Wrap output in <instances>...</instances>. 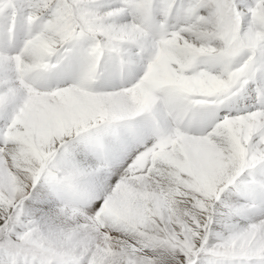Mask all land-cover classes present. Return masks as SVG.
Wrapping results in <instances>:
<instances>
[{
	"label": "rangeland",
	"instance_id": "obj_1",
	"mask_svg": "<svg viewBox=\"0 0 264 264\" xmlns=\"http://www.w3.org/2000/svg\"><path fill=\"white\" fill-rule=\"evenodd\" d=\"M34 1L36 6L42 4V0H34ZM70 1L75 3L77 13L82 23L87 28L91 29L92 31L100 35L105 43H112L114 41H121L127 43V41L131 42V40L136 41L137 35L143 37L149 36L147 34L145 35V33H143L141 29H139L137 25L138 22L135 21L133 22L128 18V14L126 10L123 8L122 0H70ZM203 1L206 5L209 6V9L214 13L216 17L213 20L214 15L206 9L204 10V13L202 15L203 17L202 21L208 25L211 24V21L213 20V24L210 27L211 28L213 27V29L216 32L224 33L223 30L224 28L220 27V25L222 23V18H227V15L229 18V22L234 27H237V25H239L238 24L239 22H234L230 17L229 0H203ZM17 2L21 7L20 11L24 15V22H25L26 16L28 15L25 12V9L22 7L24 4V0H17ZM233 2L234 4H236L234 0ZM244 2L246 3L241 4V2H239L238 0V3L240 4L241 13L243 16L245 15L244 14L245 12L243 11V8L245 7L253 8L255 12L253 15L250 14L248 24H246L244 17L241 19L240 33L241 35L245 36L246 40L249 41V44H252L253 46L259 49L260 51L259 58L261 61L260 68L261 70H263L264 46L261 44L259 34H262L260 26H264V0H244ZM161 3L162 1L158 2L159 7H161L160 5ZM183 11H185V8L183 9ZM0 20L6 22V19L3 16L0 17ZM110 24L115 25L113 26L114 28H117L118 24L119 25L126 24L127 27L129 26L131 30L127 31L128 35L125 36L126 39L113 37L115 34H118L117 32L119 31H114L115 29L109 26ZM243 24H244V33H243ZM64 31H68V30H64ZM64 31L59 32V34L57 33L56 38H50L48 34H44L43 37L39 39V42L43 44L49 40L60 39L61 37L66 38L67 34ZM21 33H23V31H21ZM208 37L212 38L211 34H209V31L208 30L204 31V26L202 27L200 26L192 29L190 33L187 32L186 34L181 36L180 39H178L177 41L185 48L184 53L185 51L188 53H193V52H199L198 49L199 47L203 49L208 48V46L205 43H202L205 41L202 40ZM25 39H26V35H23L22 41H24ZM216 41L218 47H213L215 49L220 48L219 42H222L223 45L226 44L225 41L219 39ZM136 42L140 43L141 41L137 40ZM141 44L146 45L144 43ZM153 45L156 46L155 41ZM203 49H201V51H203ZM51 50L52 49L50 47H45L44 49V51H51ZM129 53H131V51H129ZM0 56L6 57V58H2L0 61L4 62L7 60L6 63L8 62V67H4L6 71L8 70L7 71L8 76L2 74L0 77L1 79L0 83L2 84L0 85V133L2 134V135L0 134V147H1L0 160L4 163V165H7L9 159L8 157L12 156L13 154V153L10 154L9 152L8 153L9 156H8L7 146L4 148L2 147L3 136L5 134L10 135L11 137L10 144H12L13 146H15L16 144L17 146V147L15 146L16 148L26 146L25 149L27 150L26 158H28L27 159L28 162L25 164H21L17 162L16 165L15 164H12V166L10 164L7 165L5 178L0 177V245L2 244L12 245L14 247H19V248L24 247V249L29 251H34V250L41 251L44 254H46L42 256V259L45 260L46 263H48L49 258H53L55 259L56 264L65 261H69L72 264H87V263L90 264H189L191 263L189 259L194 255V253L197 250L203 248L205 249L203 253L207 252L217 255H224L228 257L230 256L250 257V256H258V255L264 256V249H258V248L250 249L251 246H246L247 243L243 241L245 238L247 239L248 243L249 242L252 243L254 241V234L250 233V229L251 227H253L252 226L253 223L259 221L260 218H258L257 215L263 218V216L261 215L264 214L261 211L262 207L250 206L248 203L244 201L243 197L238 194V196L240 197L239 201L241 202V206L239 208H235L234 205H232V212L234 213V215L223 212L222 207L219 205L222 201L223 196L221 197L220 200H216L215 195L217 194V191L220 189L221 186L230 184L227 181L216 183L211 187L207 186L206 187L207 190H206L201 188L198 183H191L189 181L187 183L186 181H184L183 174L175 175L178 178V180L176 181V185L177 186L182 185L181 187L184 188L185 184L187 183V185L185 186L187 188V191L190 194L194 195V198H196L197 202L185 200V199L184 200L174 199L173 202H169L167 208H165L162 211V216H158L157 212L154 209L153 210L150 209L144 214L138 215L137 218H135L134 215L132 216L131 209L133 205L130 206L126 205L125 204L127 203L126 198H128V196L131 195L132 193L137 195L139 193L141 196V194H143V192H146L147 190L148 191L152 190V193L155 190L154 192L155 195L157 194L161 195L162 184L160 183H163L161 181L166 176H170L168 166L167 165L164 166L167 163V161L165 162V157L167 155L169 156L171 155V157L174 159L173 161L175 162L177 161L181 165V162L178 160H182L183 157L187 156L188 153H190V145L188 144V142H182L181 144L180 142H178V145L176 146L174 151L168 154L166 153L167 155L160 156L162 158L160 163H157L155 165L150 164L149 166L145 165V167H143L142 169H140V164H135V162H132L133 165L130 166L132 160L130 158H127L125 153L124 156L125 159L123 160L124 161L123 164H121L116 169H107L100 164L97 165L98 163L96 162L95 158H92L93 160L90 159V162L92 161L91 164L87 166L91 167L93 165L97 167L99 171H95L96 174L90 167L89 168L82 167L81 170L77 168L76 170L75 168L76 161H72V160L76 159V156L78 154L77 149L79 146L81 147L82 150H84L86 155L88 154L93 156L92 151L90 150L89 146L85 143L83 139H79V138L75 139V136L78 137V134L81 133L82 131L73 133L71 137L66 138L65 143L60 142V139L58 137L59 135L54 136V134H51V118H52L51 107L64 106L65 109L67 108V104H63V102L66 100L67 97V95L64 93L65 90L53 96L50 95L41 96L45 94L34 93L30 91L27 86H25L24 84H18L17 82L18 77L16 75V63L14 57L5 56V55H0ZM1 72L2 69L0 66V73ZM169 72L170 75L169 73H167L168 77L177 78L175 77L176 73L173 67L169 66ZM139 73L140 72H137V74ZM162 75H164V73ZM230 77H231L230 73L223 72L219 76L215 74L212 75L210 77V81L208 82L207 80V82L208 84H221L219 80L224 79L227 80V82H229ZM149 78L157 79V76L156 74H154L151 77L149 76ZM193 81L185 80V81H178V83L185 84L187 82H193ZM176 82L177 80L174 81L173 83ZM11 85H13L14 88H20V86L18 85H24L25 91H22L20 93V96L19 95L13 96L11 94L7 96V90L5 89H8ZM217 87L218 85H214L211 88L215 89ZM124 93H133V92H124ZM146 102L148 105L147 108L149 106L155 105V99L150 94L148 95ZM147 108L145 110H147ZM156 110H159V108L156 107ZM68 113L69 112L67 109V114ZM64 114L63 116H61L62 123H60L57 126L59 134L62 133L64 134L66 130L69 129L70 127L69 119L71 120L72 123L71 125L72 129L74 127L76 131L77 124L80 121L77 122L75 118L73 119L72 117H67V115L65 116ZM14 116H16V119L13 124H10V121ZM250 128L252 127L249 126L248 123L247 127H245L243 131L239 130L238 132L237 131L234 132L237 139L241 141L242 133H244L245 131H252L250 130ZM263 130L264 129L262 128L255 129L253 132L254 139L260 141L264 137ZM254 145H255L253 146L254 148L251 149L252 152L249 153L247 157L245 156V162L243 163V166H241L242 168L241 171H244L245 168L247 169L248 167L258 164L259 162H261L260 160L264 159L261 158L263 156V153H260L259 157L257 154H255V151H257L258 148L260 147L256 146L257 144L255 143ZM262 145H264V142L262 143ZM118 147L119 145L117 146V148ZM262 152H264V149H262ZM171 153L173 154V156ZM174 155H177V157L175 158ZM61 157L64 158V160H67L68 163L71 160L73 165L68 166L67 163V166H64V164H61L62 162ZM41 168H47L48 170L52 169L53 171L60 173L64 177H67L75 181L74 183H76L78 187L84 192L86 191L87 193L89 192L88 194L92 197V201L95 204L93 205V207L94 206L95 207L92 209V211H90V214H88L89 216L87 215V219H86L87 222L93 226L97 224L101 232L104 231L103 233L109 235L111 234V237L114 236L113 238L115 237L116 239L118 238L119 242L122 241L121 244H123V247L125 249L124 252H121L120 254H116L113 258L105 259L93 252L87 251L88 249L87 250L83 249L86 252H80L81 250L80 248L85 246L84 244L81 245L82 243H79V246L73 245L70 248H59L53 245L52 243H50L48 239L44 237L43 231L40 230L35 223V217L37 216L36 212L42 213L44 217H46L54 224H57L56 219H62L64 221L65 225L62 224L65 227L64 230L51 231V236H55V234H57V237H60L64 241H66L65 238H67V236L72 234L69 231L72 230L71 227H76V226H72V224H75L76 221L74 219L76 218L77 221L81 219L77 217V215L79 214L76 215L75 212H72L70 209L64 208L59 203H56L54 206L53 205L51 206V202L54 198L55 200L59 199V190L51 189V184H50L51 182L46 183L44 185L40 184V182L45 183L50 180L42 178L40 182L34 187V184L40 173ZM69 168H71L73 171ZM180 168H182V170H185L183 166H181ZM180 168L178 169L175 168V169L179 171ZM84 169L90 172V175H84L83 173ZM177 171H175V173ZM101 172H109L108 175L115 176V181L117 180L118 183L117 182L110 183L107 185V187L106 185L98 184L96 182V179H100L101 176L105 175V173L100 174ZM150 172L152 173L151 175L149 174ZM147 173L149 175H147ZM141 176L144 177L142 178ZM90 177L95 178V181L93 180H92L93 182L90 181L91 180ZM103 177L107 179L106 177L108 176L105 175ZM136 179L138 181H136ZM168 180H170V178ZM140 181H142V183ZM112 184L114 185L110 187V185ZM40 186H43V188H41V193H42L41 195L44 194L43 195L44 197H40L39 195ZM102 187H104L105 189H103ZM101 191L107 194L105 196H101V195L97 196L96 192H101ZM226 191L227 190L223 191V195L226 193ZM52 195L54 196V198ZM147 199L148 197L143 199V201H147ZM104 200H107V204L101 214L102 217L100 221L97 222L95 218L93 219V216L94 213L99 208V206L101 205V202ZM214 200L216 201L214 202ZM42 204L43 205L45 204L44 205L45 207ZM42 208L43 210L45 208V210L43 211ZM87 208H89V206H87ZM46 209H48V211ZM85 209H83L82 212H84ZM32 212H34L35 215H33L34 213L32 214ZM224 213L225 215H223ZM51 214L54 218L53 217L51 218ZM62 214H64L65 217H63ZM68 214L72 215L73 217L76 215L73 219L74 223L70 219H68L67 217ZM103 214L105 217L103 216ZM235 214H237L238 216H236ZM220 218H223L224 220H223V224L219 223L220 224L219 226L217 223ZM123 220L127 222L123 224L124 223ZM114 221H116L117 225L116 223H114ZM78 223L79 222H77V225ZM81 225L83 226L82 228H84V225L83 224ZM117 226H119L120 229H123V231H121ZM107 228L109 230H106L105 232V229ZM118 232H122L120 233L121 236H119ZM133 232H136L137 235L139 233H143L144 235L127 236L128 234H131ZM145 236L147 237L151 236L165 241L164 242L165 250L157 253L143 251L138 242L142 241L143 238L146 239L147 237ZM107 237L109 238V236ZM119 237L121 238V240ZM203 253L199 255V258L204 257V259H202V261L197 262L196 264H210L209 260L212 258V256L205 255ZM0 264H7V263L0 260Z\"/></svg>",
	"mask_w": 264,
	"mask_h": 264
},
{
	"label": "bare ground",
	"instance_id": "obj_2",
	"mask_svg": "<svg viewBox=\"0 0 264 264\" xmlns=\"http://www.w3.org/2000/svg\"><path fill=\"white\" fill-rule=\"evenodd\" d=\"M239 2H241V4L246 3V2H244V0H239ZM245 6H246V4H245ZM243 11L245 12L244 13L245 15L243 17L245 19L246 24H248L250 14L253 15L255 11L253 10V8H250V7L243 8ZM109 26L114 28L113 26H115V25L110 24ZM260 27H261L262 34H264V26H260ZM114 29H115L114 31H119V32H117L118 34H115L113 37L120 38V39H126L125 36L128 35L127 31L131 30L129 28V26L128 27L126 26V24H121V25L118 24L117 28H114ZM113 33H115V32H113ZM64 38L65 37H61L60 39L49 40L43 44H41L39 42L37 46L28 45V47H29L28 49L32 55V58L39 56L40 52L44 51L45 47H50L51 49H54L60 43L59 41L64 40ZM137 40L141 41L140 43L146 44L145 46L150 49L151 54L156 52L157 47L153 45L154 41H155L154 38H152V37L150 38V36L143 37V36L137 35ZM131 41H133V40H131ZM124 43H126V42H124ZM127 43H130V42L127 41ZM2 58H6V57L0 56V60ZM6 61H4V62L0 61V66L2 69V72L0 73V77L2 74H4L5 76H8V72H7L8 70L6 71V69L4 68V67H8V62L6 63ZM34 61H36V59ZM143 65L141 66L142 68L144 67ZM17 82H18V84H23L19 79H17ZM0 85H2V84L0 83ZM18 86H20V88H14V86L11 85L8 89H5V90H7V96H9V94H11L13 96H16V95L20 96V93L22 91H25V89H24V85H18ZM141 88L144 90L145 95H143V96L139 95L138 93H124V92L106 95V96H92V95H89L87 93H83L80 91H76V90L73 91V89L72 90L71 89L65 90L64 93L67 95V97H66V100L63 102V104H67V108L65 109L63 104H62L63 107H56V106L51 105L52 106L51 107V114H52L51 134H54V136L59 135L58 137L60 139V142L65 143L66 138L71 137V135L73 133L83 131L87 128H90L93 125H96L105 119H122L125 117H133V116L138 115L139 113L144 111L148 106L146 100H147V97L149 94L143 87H141ZM41 96H46V95H41ZM19 98H21V97H19ZM67 109L69 112L68 114H67ZM63 114L65 116L67 115V117H72L73 119L75 118V120H77V122L80 121L78 124L76 122V124H77V130L76 131H75L74 127L72 129V127H71L72 123H71V120L69 119V125L71 128L69 127V129H67L64 134L63 133L59 134L57 126L60 123H62L61 116H63ZM227 121H228L227 127L218 131L216 134L217 135L216 138H199V137H192V136L183 135V139L180 140L179 142H180V144L182 142H188V144L190 145V153H188L187 156L183 157L182 160H178L181 162V165L177 161L176 162L173 161L174 159L171 157V155L170 156L167 155L168 153L164 154V155H167L165 157V160L167 161V163L164 166H166V165L168 166L170 176H166L161 181L163 183H160V184H162V188H161L162 194L161 195H159V194L155 195L154 194L155 190L153 191V193H152V190L151 191L147 190L146 192H143V194H141V196L139 193H138V195L133 194V193L131 195H129L128 198H126L127 203H125V204L129 205V206L133 205L132 209H131L132 210V216L134 215L135 218H137L138 215L144 214L145 212H147L150 209L151 210L154 209L157 212L158 216H162V211L165 208H167L168 203L173 202L174 199H179V200L185 199V200L197 202L196 198H194V195L190 194L187 191V188L185 187L187 185L188 181L191 183H198L201 188L206 189V190H207V188H206L207 186L211 187L212 185H215L216 183H219L222 181H227L229 183L237 182L238 179H236V177L241 172V169H242L241 166H243V163L245 162V156L247 157V155L252 152L251 149L254 148L253 147V146H255L254 143L257 144L256 146L260 147V148H258L257 151H255V154H257L259 157V154L263 153V156L261 158H264V152H262V149H264V145H262V143L264 142V137L260 141H257L256 139H254V134H253L255 129H259V128L264 129V113H262V112H250L249 114H244L241 116H233L230 119H228ZM248 123H249V126L252 127V128H250V130H252V131H245L244 133H242V140H241L242 142H241L240 140L237 139L234 132H236V131L238 132L239 130L243 131L245 129V127H247ZM66 128H68V127H66ZM24 129H26V128H24ZM70 131H71V133H70ZM15 146H16V144H15ZM15 146H13L10 143L7 146V149H8V150L6 149L7 154L9 152H10V154L13 153L12 156H9V154H8L9 159L7 158L8 159L7 165H9V164L11 166H12V164L16 165L17 162H19L21 164L27 163L28 158H26L27 157V150H25L26 146L25 147H18V148H16L17 146L16 147ZM77 152H78V154L76 156V159L72 160V161H76V164H75L76 170H77V168L79 170H81L82 167H88L89 168L90 166H87V165L91 164L92 161L90 162V159L94 158V156L88 155V154L86 155V153L84 152V150L81 149L80 146L78 147ZM124 156H125V153H124L123 157ZM172 156H173V154H172ZM174 156H175V158L177 157V155H174ZM5 157H6V155H5ZM73 157H75V156H73ZM69 159H70V157H69ZM2 160H4V159H2ZM61 161H62L61 164H64V166H67V163H68L67 160H64V158L61 157ZM132 162H134V161H131L130 166L133 165ZM95 164H96V162H95ZM7 165H4V163L0 160V177L5 178ZM72 165L73 164L70 160V162L68 163V166H72ZM97 165H99V164H97ZM146 165L149 166L150 163H147ZM181 166H183V168L185 170H182V168H180ZM94 167L95 166L92 165L90 168L96 174L95 171H99V169L97 167H95V168ZM166 168H165V170H166ZM175 168H177V169L180 168V170L177 171V169H175ZM69 169H71V168H69ZM76 170H74V171H76ZM175 171H177V172L175 173ZM83 173H84V175H90V172L86 171L85 169H84ZM97 173H99V172H97ZM104 173H105V175L108 176V177H106L107 179H105V177H103L105 175L101 176L100 179H96V182L98 184H101V185L103 184V185H106V187H107L108 184L117 182V180L115 181V176L108 175L109 172H101L100 174H104ZM149 174L151 175L152 173L150 172ZM149 174L147 173V175H149ZM180 174L184 175V181L187 182L185 184L184 188L181 187L182 185L181 186L176 185V181L178 180V178L175 175H180ZM80 176H82V175H80ZM144 176H146V175H144ZM85 177H87V176H85ZM98 177H99V175H98ZM90 178H89V180H90ZM169 178H170V180H168ZM137 179H136V181L139 180V179L138 180ZM92 180L95 181V178H91L90 181H92ZM105 180H106V182H105ZM49 182H51V180L47 181L45 183L40 182V184L44 185V184L49 183ZM140 182L142 183V181H140ZM155 183H156V181H155ZM130 184H131V182H130ZM113 185L114 184L110 185V187H112ZM127 187H130V186H127ZM41 188H43V186L39 187V192H40L39 195H40V197H44L43 196L44 194L41 195L42 194ZM99 188H96V189H99ZM102 188L105 189L104 187H102ZM136 188H137V186H136ZM103 189H102V191H103ZM129 189H131V188H129ZM147 189H148V187H147ZM144 190H146V189H144ZM102 191L96 192V195L97 196L98 195L99 196L100 195L105 196L107 194V193H104ZM109 191H111V190H109ZM132 192H133V190H132ZM36 193H37V191H36ZM107 196H109V195H107ZM147 197H148L147 201H143V199H145ZM53 198H54V196H53ZM39 200H40V198H39ZM239 200H240V197L238 196V194L229 189L223 195L222 201L219 205L222 207L223 212L234 215V213L232 212V205H234L235 208H239L241 206V202ZM56 203H58V200H55V198H54L51 202V206L52 205L54 206ZM93 205H95V204L92 201L91 206L89 205V208L86 207L84 212H82L83 210H81L78 213H76V215L79 214V215H77V217L81 219L79 221H77L76 218L74 219V217L76 215L74 217L70 214L67 215L68 219H70L73 223H74V220H76L75 224H72V226H76V227H71L72 230H69V231L72 234L67 236V238H65L66 241H64L60 237H57V234H55V236H51V231H53V230H55V231L64 230L65 227L62 225V224H64V221L62 219H56L57 224H54L53 222L48 220L46 217H44L42 215V213H40V212L38 213V212L34 211L37 213V216L35 217V223H36L37 227L43 231L44 237L47 238L50 243H52L53 245H55L59 248H70L73 245L79 246V243H82L81 245L84 244L85 246L80 248L81 249L80 252H86L83 249H86V250L88 249L87 251L93 252V253L97 254L98 256H101L105 259L113 258L116 254H120L121 252H124L125 249L123 247V244H121L122 241L119 242L118 241L119 239L118 238L116 239V237L113 238L114 236L111 237V234L109 235V234L103 233L104 231L101 232V230H100V228H98L97 224L95 226H93L87 222V220H86L87 215L90 214V211H92V209L95 207V206L93 207ZM97 205H99V204H97ZM43 206H41V207H43ZM37 209H38V207H37ZM42 210H43V208H42ZM44 210H45V208H44ZM46 210L48 211V209H46ZM261 211L264 213V207H262ZM34 212H32V214ZM33 215H35V213ZM223 215H225V213ZM261 215L263 216V218H261L257 215V217L260 219L258 222L253 223L252 224L253 227H251V229H250V233L254 234V241L252 243H250V242L248 243L246 238L243 240L245 243H247L246 246H251L250 249H254V248L264 249V214H261ZM62 216L65 217L64 214H62ZM84 216H86V217H84ZM103 216H104V214H103ZM52 217L53 216L51 214V218ZM228 218H229V216H228ZM93 219H94V216H93ZM220 219H221V221H220ZM220 219L217 223L219 226H220V224H223V220H224L223 218H220ZM77 222H79L78 225H77ZM89 222H90V220H89ZM114 223H116V221H114ZM81 224L84 225V228H82L83 226ZM123 224H125V223H123ZM116 225H117V223H116ZM117 227L119 228V226H117ZM106 230H109V229L108 228L105 229V232H106ZM120 230L123 231V229H120ZM118 233H119V236H121L120 233H122V232H118ZM106 235L109 236V238ZM114 235H115V233H114ZM120 240H121V238H120ZM206 263H207V261H206Z\"/></svg>",
	"mask_w": 264,
	"mask_h": 264
}]
</instances>
